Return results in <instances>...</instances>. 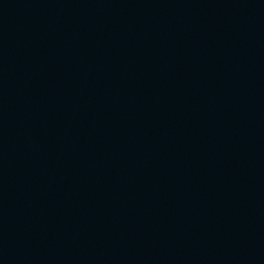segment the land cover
I'll list each match as a JSON object with an SVG mask.
<instances>
[{
    "label": "water",
    "instance_id": "obj_1",
    "mask_svg": "<svg viewBox=\"0 0 264 264\" xmlns=\"http://www.w3.org/2000/svg\"><path fill=\"white\" fill-rule=\"evenodd\" d=\"M0 264H264V0H0Z\"/></svg>",
    "mask_w": 264,
    "mask_h": 264
}]
</instances>
